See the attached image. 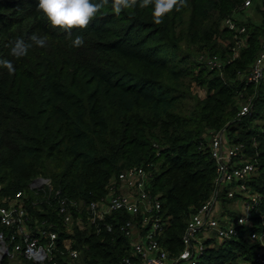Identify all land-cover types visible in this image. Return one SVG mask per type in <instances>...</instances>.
<instances>
[{
	"label": "trees",
	"instance_id": "trees-1",
	"mask_svg": "<svg viewBox=\"0 0 264 264\" xmlns=\"http://www.w3.org/2000/svg\"><path fill=\"white\" fill-rule=\"evenodd\" d=\"M243 2L186 0L159 25L150 8L116 15L106 6L87 28L68 33L48 25L36 0H0V60L14 67L10 73L0 66V203L22 193L31 222L51 225L58 235L63 254H56V264L134 258L131 240L116 223L129 214L106 215L98 225L86 212L119 172L134 166L147 171L148 189L169 218L159 242L177 254L187 219L213 190L210 131L243 142L256 160L250 185L261 196L260 217L252 218V229H264V82L245 80L264 47V0L255 7L257 22L243 25L246 43L235 57L233 34L221 26ZM33 34L47 36L44 47L33 44L19 59L10 55L11 43H31ZM77 35L84 44L74 48ZM199 52L225 60L221 72L192 60ZM194 83L204 87V97L192 93ZM248 97L250 113L238 116L239 100ZM37 177L50 180L48 196L29 190ZM62 200L68 224L59 212ZM228 202L222 196L221 205ZM64 240L79 259L69 260ZM255 247L241 234L205 250L197 264H252ZM0 264L13 262L3 257Z\"/></svg>",
	"mask_w": 264,
	"mask_h": 264
},
{
	"label": "built area",
	"instance_id": "built-area-1",
	"mask_svg": "<svg viewBox=\"0 0 264 264\" xmlns=\"http://www.w3.org/2000/svg\"><path fill=\"white\" fill-rule=\"evenodd\" d=\"M249 6L250 0H244L242 7ZM221 26L233 34L234 45L239 49L245 45V26L238 25L231 17L224 18ZM235 48H232L233 57L239 52L235 53ZM199 60L219 73L225 62L217 55L200 56ZM245 80L253 86L264 82V47L251 64ZM251 98L248 97L246 105L239 107L238 116L250 113ZM207 148L214 165L213 190L187 219L181 235L182 249L177 254L170 253L159 242L169 218H163L159 196L148 189L149 174L143 167L122 170L110 181L108 192L100 200L88 203L86 212L92 224L98 222L99 225L106 215L112 213L130 215V219L116 222L120 233L131 240L134 258L124 259L125 264H197L205 250L241 234L256 245L252 264H264V229H252L255 226L252 218L255 215L260 217L261 196L250 185L256 160L246 153L243 142H230L224 131L211 133ZM28 188L35 194L46 196L52 191L50 180L42 177L33 179ZM21 196L22 193L17 192L5 205L0 203V227L5 230H0V261L3 257H20L31 264H56V254H63L56 244L57 233L51 225L31 222ZM222 196L239 203V215L234 218L218 215ZM66 209L62 200L59 212L68 224L71 216ZM111 227L107 224V231ZM63 245L70 261L78 258V251L70 248L68 240H64Z\"/></svg>",
	"mask_w": 264,
	"mask_h": 264
},
{
	"label": "clouds",
	"instance_id": "clouds-1",
	"mask_svg": "<svg viewBox=\"0 0 264 264\" xmlns=\"http://www.w3.org/2000/svg\"><path fill=\"white\" fill-rule=\"evenodd\" d=\"M186 4V0H36V10L42 13L52 29H59L70 33L73 29H85L96 18L101 9L110 7L112 12L120 15L121 12L140 9L151 10L150 14L154 24L159 25L164 17L172 11H179ZM31 43L23 39H16L10 46V55L19 59L27 55L32 45L44 47L47 36L38 37L33 34ZM84 38L77 35L71 41V46L79 48L83 46ZM0 66L6 67L9 72H14L11 61L0 60Z\"/></svg>",
	"mask_w": 264,
	"mask_h": 264
},
{
	"label": "rangeland",
	"instance_id": "rangeland-1",
	"mask_svg": "<svg viewBox=\"0 0 264 264\" xmlns=\"http://www.w3.org/2000/svg\"><path fill=\"white\" fill-rule=\"evenodd\" d=\"M256 5H259V0H250V6L248 8H245V9L243 8V10H241V12H233L230 16L238 25H242V26L245 25L246 23L257 22L259 17H258L257 10L255 8ZM221 24H222V21H221ZM219 44L222 45V43H219ZM234 46L236 48L233 50H235V53H237L240 49L236 45H234ZM233 54L234 53H232V55H230V56L233 57ZM200 56H204V58L207 57L206 54H204L203 52H199L198 55H192V60L198 61ZM228 57H229V55L226 54L225 58L228 59ZM222 61H225V60H222ZM190 87H191L192 93L197 94L200 98L204 97V87L198 86L195 83L192 84ZM246 101H247V99L239 100V107L246 105V103H247ZM213 132H217V131H210L208 133V136L205 137L206 142L208 141L209 135ZM218 210H219L218 215L225 214V215L229 216V214H231L233 216H237L240 213V205H239V203H236L235 201L234 202L229 201L225 205L220 206V208H218ZM20 259H22V258L15 257V258L11 259V261L13 262V264H19ZM238 261L242 262L243 259H239ZM75 264H81V263L79 262V260H76Z\"/></svg>",
	"mask_w": 264,
	"mask_h": 264
}]
</instances>
